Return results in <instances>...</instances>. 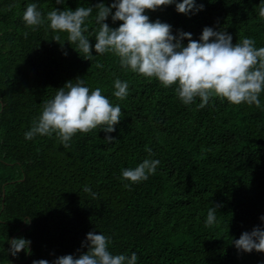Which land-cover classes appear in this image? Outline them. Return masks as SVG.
I'll list each match as a JSON object with an SVG mask.
<instances>
[{"label": "trees", "instance_id": "16d2710c", "mask_svg": "<svg viewBox=\"0 0 264 264\" xmlns=\"http://www.w3.org/2000/svg\"><path fill=\"white\" fill-rule=\"evenodd\" d=\"M101 2L113 0H0V264L78 257L87 251L81 244L89 232L110 237L113 255L135 252L137 264H264V253L239 252L232 244L241 233L264 228V91L259 108L219 97L202 109L199 97L185 105L176 84L165 88L122 68L113 54L95 53V10L83 33L93 45L90 61L69 45L66 32L46 25L33 31L22 19L30 3L46 16ZM194 2L203 10L185 15L173 4L144 14L171 25L173 35L181 30L199 40L211 27L230 34L233 44L251 38L264 47V0ZM116 79L129 84L123 100L113 95ZM77 80L121 107L115 131L77 132L68 147L55 133L25 139L44 103ZM145 159L160 161L147 180L122 178V170ZM213 204L220 205L217 223L207 227ZM13 238L31 241V254H8Z\"/></svg>", "mask_w": 264, "mask_h": 264}, {"label": "clouds", "instance_id": "9594fccd", "mask_svg": "<svg viewBox=\"0 0 264 264\" xmlns=\"http://www.w3.org/2000/svg\"><path fill=\"white\" fill-rule=\"evenodd\" d=\"M63 3L64 0H56L58 5ZM173 4L180 14L203 10V5L197 6L194 0H181L178 3L176 0H113L108 6L101 2L75 10L54 8L44 16L35 3H30L22 19L33 31L46 25L55 32H66L69 45L77 44L78 53L90 61L93 58V45L83 33L87 31L84 26L86 18L95 10V23L99 25L94 35L96 54L111 53L118 57L122 68L155 78L165 88L176 84V95L185 105L199 97L201 102L198 107L202 109L211 97H219L234 105L247 103L259 108L261 102L258 97L264 91V47L256 48L251 38H243L241 42L233 44L230 34L211 27L202 30L199 40H193L191 33L181 30L173 35L171 25L159 20L151 22L149 16L144 14L146 10L154 12ZM259 16L264 18V7H260ZM109 17L113 23H122L117 28H111L105 23ZM24 35L26 37L27 33ZM59 40L60 36L57 35L53 41ZM185 40L186 44L183 43ZM64 54L67 55L66 52ZM97 67L102 65L98 63ZM83 85V80H77L75 84L68 81L60 87L54 98L44 103L40 115L25 133V139L55 133L63 146L68 147L77 132L88 133L96 128H102L106 134L115 131L114 126L122 117L121 107L113 106L102 95L101 88L90 90ZM114 88L113 95L119 100L129 94L127 81L116 79ZM113 140V137L105 136L108 143ZM146 151L151 153L150 148ZM159 164V160L145 159L135 168L122 170V178L132 183L145 181L155 173ZM84 191L91 193L87 186ZM91 194L95 197V193ZM219 207L218 204L209 207L207 227L217 223ZM260 220L264 221V216ZM24 222L27 224L29 220L25 219ZM8 243V254L13 257L21 251L31 254V241L25 238H13ZM110 243L111 238L105 234L89 232L81 244L87 249L86 252L78 257L71 254L57 257L52 264H137L135 252L130 256L113 255L108 250ZM232 244L239 252L264 253V228L253 227L250 232L241 233ZM32 264H49V261L34 260Z\"/></svg>", "mask_w": 264, "mask_h": 264}]
</instances>
